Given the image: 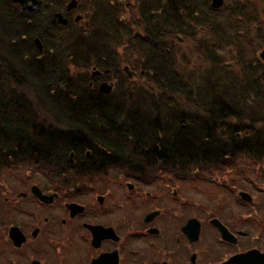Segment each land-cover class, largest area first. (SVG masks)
Segmentation results:
<instances>
[{"label":"flooded vegetation","instance_id":"obj_1","mask_svg":"<svg viewBox=\"0 0 264 264\" xmlns=\"http://www.w3.org/2000/svg\"><path fill=\"white\" fill-rule=\"evenodd\" d=\"M68 2L63 3L65 10H62L56 5V0H43L42 5L31 12L14 3L29 17L34 49L25 54L11 55L8 42L7 46L0 45V76H4L10 66L11 56L21 61V66H28L25 58L34 59V69L56 57L54 42L65 35L71 38L85 17L78 12L81 2L75 9L67 10ZM118 4L120 11L116 24L121 34L122 1L119 0ZM43 8L46 9L42 13ZM57 12L64 14L67 24L58 23ZM95 17L98 16L94 11ZM131 23L132 28L127 30L129 36L115 38L119 41L116 60L106 61L107 55H103L102 61L95 59L88 65L85 80L87 98L83 104H91V99L97 96L100 99L96 101L97 105L135 109L139 88L150 89L156 97L162 94L154 85L146 83L144 69L140 70L141 74L137 72L135 52L138 41L145 43L148 38H145L144 26L135 24V30L134 23ZM37 37L44 44L43 51H39L35 43ZM163 42L166 50L163 54L169 66L175 38L167 35ZM110 62L114 63L113 66L109 65ZM105 82L109 90L104 92L100 86ZM6 86L5 80L0 83L1 90ZM165 86L162 96L168 98L170 85L166 83ZM14 88L32 92L28 85H15ZM164 101L166 105L170 104V100ZM91 120L86 122L89 128ZM199 120L201 134L206 137H212L211 134L230 135L223 119L203 115ZM25 121L34 125L27 126ZM127 122L126 130L117 134L116 143L110 141L112 138H108L111 136L108 133L68 131L63 135L75 137L78 141H72L73 144H84L80 141L84 138L86 146L79 152L71 150L62 162L55 157L56 163L42 164L37 159L27 160V156L40 152L41 120L35 116H0V139L5 137L0 147V264H230V260L231 264H264V213L260 210L264 200L259 201L258 196L261 195H257L258 191L246 190L248 185L245 179H241L242 174L230 175V169L247 166H219L220 174L228 176V180L190 179L196 186L190 194L195 196L186 195L185 171L195 166L140 162L138 154L148 151V148L137 149L139 134L130 131L135 121L130 117ZM167 133L157 131L146 136L169 140L167 135H180L177 131ZM123 136L127 139L119 140ZM98 138L104 141H98ZM106 144L116 145V152ZM155 148L164 150L165 147L161 148L156 143ZM257 170L259 172L260 167ZM193 175L199 176L197 173ZM260 176L258 174L257 178ZM107 179L115 185L103 187ZM233 180H238V185L233 184ZM203 184H212V187ZM253 184L255 190L260 189L255 180ZM158 185L156 192L154 187ZM115 187L121 188L118 196L113 195ZM206 189L216 194L225 189L233 199L236 207L229 212L228 219L223 218L222 213L205 207L202 193H207ZM240 191L249 192L252 197L246 196V199ZM206 198L210 200L211 197ZM180 207L190 211L183 212ZM193 210H200L201 214ZM232 218L242 221L243 228L234 226ZM214 220L227 227L228 238H224ZM230 232L235 240L230 239ZM206 237L208 241L205 243Z\"/></svg>","mask_w":264,"mask_h":264},{"label":"trees","instance_id":"obj_2","mask_svg":"<svg viewBox=\"0 0 264 264\" xmlns=\"http://www.w3.org/2000/svg\"><path fill=\"white\" fill-rule=\"evenodd\" d=\"M162 1H166L162 10L170 13L169 19L171 20H182L181 18H183V20L191 21V24H194L201 16L202 9L199 10L198 0H140L138 2L139 11L144 16L143 20L148 24L145 35L148 41L145 43L138 41L136 51L146 61V65L143 67L148 71L147 79L150 84L161 86L162 94L164 90L166 91V83H169V87H174L170 89L173 96L177 94L184 95L187 91L185 87L189 84L182 81V71L175 68L176 64L174 67L173 65L168 66L160 57L164 51L166 52L162 41L167 34L166 29L164 30L167 19L163 20L161 18L163 20H161V25L157 24L160 14L155 15L154 12L162 4ZM205 1L209 2V0ZM109 2L111 3L109 4ZM249 2L252 3V6ZM256 3L252 0H235L230 3L228 17L230 19L228 21V23L230 22V47L234 48V51H230V54H232L230 59H235V62L232 63L240 67L238 70H234L230 65L232 69L230 73H233L234 77L241 76V78H235L230 83L233 86L236 82L244 83L243 87L245 89L243 91L248 94L252 93L250 99H254V106L264 107V63L254 54L256 44L263 42L262 36L257 35V29L261 30L263 23L255 14L258 9H261L256 6ZM95 5L97 6L95 13L98 17H96L93 29L78 30L71 38L65 35L63 41L54 42L55 46L53 48H55L58 57L46 61L42 67L34 69V59L25 58L24 61L28 66H21V61H17L16 57L11 56L10 66L5 70L4 76H0V83L3 84L5 80L8 85L4 89V94L0 96V116H35L41 120L40 152L35 156H27V160L32 158L37 159L39 163L50 164L51 162H57L54 159L55 157L59 159L58 162H62V159L67 158L71 150L79 152L86 146L87 140L83 138L80 141L84 144H73L72 141L78 140L75 137L71 138L63 135L68 131L108 133L111 135L108 138H112L110 141L116 143L117 134L126 130L125 127L129 123L127 118L132 117L135 124L132 125L130 131L139 134L140 139L138 140L137 149L141 150V141L148 140L146 134H151V132L160 129L158 126L159 111L169 106L164 101L167 98H163L162 94L158 97L153 95L148 98L144 89L141 88L135 109L127 106L112 108L97 105L96 101H100L97 96L91 99V104H83V101L86 102L85 99L87 98L85 80L88 64L95 59L102 61L100 58L103 55H107L106 61L116 60L118 57L116 45L119 41L115 38L117 36L125 38V36L130 35L127 32L130 27L129 23H123L121 34L117 31L119 27L116 22H118V12L120 11L118 0H113V2L107 0V3H105V0H99ZM224 7L226 6L215 9L209 2V15H212L211 13L216 14ZM28 18L21 8L14 3L9 0H0V24L6 34V36L0 37V45L7 46L6 42L8 41L11 55L15 53L25 54L33 48L30 33L32 27L28 22ZM5 19L9 21L8 28L1 22ZM189 22H186L185 25L188 24V27L193 28L194 26L190 25ZM251 23H254L253 30L250 27ZM206 27H209V25H206ZM170 28L168 35L172 36L178 28L182 27L173 28L170 23ZM202 33L205 38H210L208 35H213L214 31L212 28L211 31ZM60 35L63 36L64 33H60ZM250 36L252 38L249 39ZM5 37H7V40H5ZM91 37L96 40L95 46H91ZM152 43L158 45V49H153ZM65 58L75 63L77 69H79L75 72L76 74L65 63ZM219 61V59H216V62L212 61V63L215 65ZM113 64V62H110L109 65L113 66ZM21 67L28 71L22 70ZM183 83L184 85H182ZM15 85L19 87L20 85L30 86L34 96L31 97L26 92L20 91V88H14ZM50 86L53 88L51 91L49 90ZM212 99L213 103H209L210 108L206 113H191V115H194L192 119L194 124L189 125L186 123L184 127L180 125L176 129L180 135L167 140L165 146L161 147H165L164 150H157L155 146H151L149 151L139 153L140 162L195 166L187 168L185 174H187L188 179L199 180L202 178L215 180L217 177L211 175L210 171L218 169V171H221L219 166L237 164L239 160L241 161L246 157L250 159L257 158L263 162L264 115L262 116V113L256 114L253 107L249 112L240 105L237 106V103L233 102L232 99L228 102L223 99L220 93L218 97ZM34 100L39 101V103ZM74 101H77V103L73 104ZM149 102L150 106L146 107ZM176 102V104L169 107L172 115L176 117L172 120L179 121L181 118L184 119L188 113L181 112V108L176 107L178 101ZM192 102L196 104L195 99ZM132 110L134 114H132ZM185 111L188 112L189 110ZM205 114L214 117L221 116L225 121L230 120L227 124L224 123L228 128L226 132H230V135L211 134L212 137L203 136L200 138L201 130L198 121ZM124 118L126 120H123ZM88 120H91V128L87 127L86 122ZM100 121L103 123L102 126ZM32 123L25 121L27 126ZM204 125L207 127L206 121ZM101 138L97 140L104 141ZM4 139L5 137L0 139V147L3 145L1 142ZM121 139L125 140L127 138L123 136L119 138V140ZM106 145L110 149L112 148L113 152H116V145ZM106 162L108 164L112 163V161ZM196 173L199 174L198 177L193 175Z\"/></svg>","mask_w":264,"mask_h":264},{"label":"rangeland","instance_id":"obj_3","mask_svg":"<svg viewBox=\"0 0 264 264\" xmlns=\"http://www.w3.org/2000/svg\"><path fill=\"white\" fill-rule=\"evenodd\" d=\"M5 1V0H4ZM69 0H56V5L60 6L62 10H65V4ZM113 2V0H111ZM122 1V6H121V20H123V23H129L130 28H132V23L135 24H140L141 26H144L145 30L148 27V24L143 20V15H141L139 11V6L137 0H121ZM235 0H226L225 6L223 10H220L216 14L211 13L210 14V8H209V2L205 0H198V5H199V10L202 9V12L200 13L201 16L194 22V24H191V21H185L183 18L182 20H171L169 19V14L167 11H163L162 7L165 4L166 1H162V4L158 7V9L154 12L155 15L160 14V18L157 20V24L162 23L164 19H167V23L165 25L164 30L169 34L168 32L170 31V23L172 24L173 28L176 27H182L178 28L177 32L172 36L175 38V42L172 44V49L170 51L171 56H169L170 63L176 64V69H181L182 73L185 74L186 76L182 78V80L190 78L189 79V84L194 85V86H188L187 89L188 91H192L190 93L195 94L194 96H197L198 98V93L194 92L195 91H203V90H208V92H201L200 97L203 96V99H206L208 102L210 99L214 97H218V94H222V97L224 100H227L230 102V99H232L233 102L237 103V106L240 105L243 107L245 110H248L251 112V109L253 107V111L258 114L262 113L261 115H264V107H261L260 105H255L254 99H250L252 97V93H247L244 92L243 87L244 83L240 84V82H236L233 86L230 82H233L235 78H241L239 77H234L233 73H230L231 67L234 70H238L240 67L238 65L233 64L232 62H235V59H230L231 55L230 51H234V48L230 47V26L228 21L229 14H230V3L234 2ZM256 3V6H259L261 9H258L255 14L259 17V19L263 23V27L261 30L257 29L258 34L256 30V34L258 36H262L263 42L260 44H256L255 46V52L254 54L263 62V60L260 58L259 54L261 50L264 48V0H252ZM46 2H49V0H46ZM63 3H65L63 5ZM96 0L93 2H90L89 0H82L80 3V7L78 9V12L81 14H84L85 17L82 22L78 25L80 29L78 30H85L86 28L88 29H93V26L95 25L94 22L96 21V17H94V11L97 9V6L95 5ZM105 3H107V0H105ZM111 2H109L110 4ZM129 3V5H127ZM248 3V1H247ZM251 5L252 3L249 2ZM63 5V6H62ZM252 6V5H251ZM201 7V8H200ZM258 8V7H257ZM9 9V8H7ZM46 8L42 9V13L45 12ZM40 13V14H42ZM153 14V13H152ZM43 17V15H40ZM108 17V16H107ZM141 17V18H140ZM163 20H162V19ZM131 20V22H129ZM162 20V21H161ZM183 21V22H180ZM3 22L6 27L8 28L9 26V21L8 19H5ZM186 22H189L190 25L194 26L193 28L188 27V24L185 25ZM133 24V29H135ZM196 25V26H195ZM198 25V26H197ZM206 25H209V27H206ZM217 25V26H216ZM250 27L253 30L254 23L250 24ZM213 28L214 34H209L210 38H205V35L202 33H206L208 31H211ZM132 29V30H133ZM136 30V29H135ZM140 30V29H139ZM202 31V32H201ZM133 33V31H132ZM191 33V35H190ZM145 35V34H144ZM6 36L5 31L3 30L1 24H0V37ZM179 37L183 38L181 41ZM255 37V36H254ZM252 38V36L249 37V39ZM63 38H59L58 41H62ZM91 46L96 45V40L94 37H91ZM5 40H7V37H5ZM57 41V42H58ZM8 42V41H7ZM155 46V45H154ZM231 48V49H230ZM2 52V50L0 49ZM137 54L136 58V65H137V70L140 72V68H144L143 66L146 65V61L144 60L143 57L138 56V52H135ZM60 56V54H59ZM134 56H136L134 54ZM58 57V55H56ZM219 59V63L217 62L215 65H213L212 61L216 62V59ZM172 60V61H171ZM65 63L69 65L72 71H78L75 63L73 61L68 60L65 58ZM11 63V60L9 61ZM139 63H142V67L139 65ZM89 69V68H88ZM195 73V75H194ZM232 85V87H230ZM49 90H53L52 86H50ZM237 90V91H235ZM4 94V90H1L0 88V96ZM31 97H33V93L29 92L27 93ZM197 94V95H196ZM180 101L181 104L184 106V112L185 110L188 109L189 107H192V102L189 100L188 97L186 96H178L177 97ZM247 99H250L249 101H246ZM216 100V99H215ZM150 106L149 104L146 105V107ZM38 110V107H37ZM192 112H200V110H196L195 108H191ZM187 113V112H186ZM219 117V116H218ZM221 117V116H220ZM160 119L162 117L160 116ZM193 117L189 116L187 119V122L189 125H193ZM230 121V120H228ZM200 138H202L204 135L199 134ZM246 161H250L247 158H243L241 161L238 163L240 165H244ZM250 163L254 164V161H250ZM264 161L260 164H256L257 167H260L259 172H246L243 169H239L234 171L233 175H240L244 176L243 172L248 173V179L241 177V179H245L248 187V191H258L257 195L260 194L261 196L259 197V201L264 200ZM227 171V169H225ZM255 173H258L260 178H257V175ZM217 179L219 180H228V176L225 174H218ZM240 180V179H239ZM257 185L260 186L259 190L254 189V182ZM175 182V181H174ZM241 182V181H240ZM233 184L238 185V180H233ZM111 185H115V183L111 180L106 181L105 184H103V187H109ZM186 187L188 190V193L186 195H189L193 189L196 188L195 183L191 182L190 179L187 178V183ZM159 188L158 186L154 187V190L157 192V189ZM207 190V193H202V199L206 204V208L209 210L217 211L219 213H222L223 218L228 219L229 217V212L231 210L235 209V202L233 199L229 197V195L226 193V190L224 189L222 192L219 194H216L215 191L213 190ZM121 188H116L115 187V193L113 194L114 196L120 195ZM181 194L183 195V191L181 190ZM255 194V193H254ZM192 196H195V194H190ZM198 196V195H197ZM210 196V200H208L206 197ZM186 197V196H185ZM263 207V208H262ZM181 211L183 212H189L190 209L186 207H180ZM261 212L264 213V205L261 206L260 208ZM196 214H201L200 210H193ZM233 219V218H232ZM232 224L234 226H240L243 228L242 221H239L238 219H233ZM208 235V234H206ZM208 241V238L206 237L204 239V242L206 243Z\"/></svg>","mask_w":264,"mask_h":264},{"label":"water","instance_id":"obj_4","mask_svg":"<svg viewBox=\"0 0 264 264\" xmlns=\"http://www.w3.org/2000/svg\"><path fill=\"white\" fill-rule=\"evenodd\" d=\"M12 2L15 3H19L22 8L24 10H28V11H33L36 9V7L41 6L43 3V0H11ZM80 2V0H70L68 2L67 5V10H72L75 9L78 6V3ZM225 0H211V4L213 7L215 8H219L224 4ZM79 16V15H78ZM56 19L58 20L59 23L65 25L67 24L68 20L66 17H64V14L62 12H57L55 14ZM40 51H43L44 49V45L42 43V41L37 37L35 39ZM260 57L263 59L264 61V48L262 49V51L260 52ZM107 82L102 83L100 88L105 92L108 91L109 88H106ZM72 157V155H71ZM241 196H243L244 198H248L246 196H251L250 193L245 192V191H240ZM44 198L47 197V195H43ZM222 231L224 238H228V229L218 220H214L213 221ZM233 234L230 232V239L235 240L234 238H232ZM230 264H231V260H230Z\"/></svg>","mask_w":264,"mask_h":264},{"label":"bare ground","instance_id":"obj_5","mask_svg":"<svg viewBox=\"0 0 264 264\" xmlns=\"http://www.w3.org/2000/svg\"><path fill=\"white\" fill-rule=\"evenodd\" d=\"M129 69V68H128ZM160 114L158 116L159 118V123H162V120L160 119V116L162 117V119L164 121L166 120H172L174 118H176L175 116L172 115L171 113V110H168V109H165V108H162V110L160 109ZM181 123H184L186 125L187 121L183 119V121H181Z\"/></svg>","mask_w":264,"mask_h":264}]
</instances>
